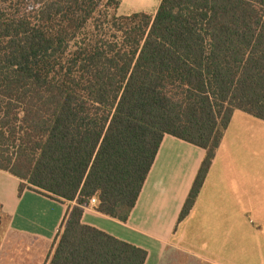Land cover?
Masks as SVG:
<instances>
[{
    "label": "trees",
    "instance_id": "16d2710c",
    "mask_svg": "<svg viewBox=\"0 0 264 264\" xmlns=\"http://www.w3.org/2000/svg\"><path fill=\"white\" fill-rule=\"evenodd\" d=\"M120 3L0 0V171L67 205L44 264H144L81 223L90 201L126 223L170 135L205 151L180 222L233 112L264 122V0Z\"/></svg>",
    "mask_w": 264,
    "mask_h": 264
},
{
    "label": "crops",
    "instance_id": "0c3cea01",
    "mask_svg": "<svg viewBox=\"0 0 264 264\" xmlns=\"http://www.w3.org/2000/svg\"><path fill=\"white\" fill-rule=\"evenodd\" d=\"M150 1L133 13L153 16L160 0ZM204 155L165 135L127 222L90 205L81 223L145 251L144 264H264V122L233 112L194 206L179 222ZM19 185L0 171L8 232L22 244L51 245L67 205L28 189L19 194Z\"/></svg>",
    "mask_w": 264,
    "mask_h": 264
},
{
    "label": "rangeland",
    "instance_id": "374dc122",
    "mask_svg": "<svg viewBox=\"0 0 264 264\" xmlns=\"http://www.w3.org/2000/svg\"><path fill=\"white\" fill-rule=\"evenodd\" d=\"M150 3V0H123L117 11V15L126 16L130 13L138 12L143 9L142 5ZM11 236L7 230V219L3 217L2 213L0 214V264L45 263L49 255L50 244H43L39 240H32L29 243L17 246V244H13Z\"/></svg>",
    "mask_w": 264,
    "mask_h": 264
},
{
    "label": "built area",
    "instance_id": "2783aa9c",
    "mask_svg": "<svg viewBox=\"0 0 264 264\" xmlns=\"http://www.w3.org/2000/svg\"><path fill=\"white\" fill-rule=\"evenodd\" d=\"M95 203H96L95 199H92V200L90 201V205H92V206H94Z\"/></svg>",
    "mask_w": 264,
    "mask_h": 264
}]
</instances>
